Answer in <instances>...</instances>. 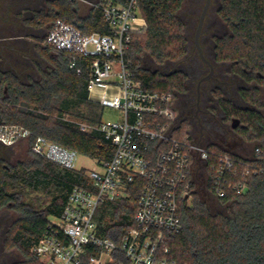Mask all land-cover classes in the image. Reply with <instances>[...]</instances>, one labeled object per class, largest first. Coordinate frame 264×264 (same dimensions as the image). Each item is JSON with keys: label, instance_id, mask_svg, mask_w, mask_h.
<instances>
[{"label": "trees", "instance_id": "1", "mask_svg": "<svg viewBox=\"0 0 264 264\" xmlns=\"http://www.w3.org/2000/svg\"><path fill=\"white\" fill-rule=\"evenodd\" d=\"M186 2L140 1L147 27L132 35L126 59L132 62L137 79L147 89L174 94L185 90L184 72L152 71L144 67L143 60L148 56L161 66L187 56V25L182 16ZM218 15L229 33L215 38V60L231 65L235 74L256 87L253 91L241 89L250 108L220 101L226 120L236 118L241 122L236 132L249 145L245 153L216 145L207 147L216 154L232 153L237 161L251 164L255 173L249 177L245 195L229 192L219 198L210 182L203 197L196 184L192 203L183 201L180 205L183 230L166 232L169 257L177 264H264V101L260 90L264 86V0H220ZM57 19L87 33H108L99 11L91 9L81 18L77 3L69 0H52L48 9L35 14L32 21L36 25H53ZM39 53L48 63L40 71L39 80L25 82L11 71L0 69V126L29 134L22 139L28 144V160L13 166L0 160V210L10 207L20 214L6 240L7 246L23 255L14 264H41L31 250L52 219L62 215L70 191L75 186L88 185L84 170H68L34 154L36 140L46 138L99 162L110 160L114 153L112 143L96 130L105 108L89 100V62L50 46L42 47ZM73 61L76 67L72 68ZM183 135V131L179 132V136ZM214 161L212 157L210 163ZM209 171L213 175L214 169ZM39 192L46 198H31ZM139 197L140 189H135L129 200L102 204L97 219L99 232L119 240L130 227L129 219Z\"/></svg>", "mask_w": 264, "mask_h": 264}, {"label": "built area", "instance_id": "2", "mask_svg": "<svg viewBox=\"0 0 264 264\" xmlns=\"http://www.w3.org/2000/svg\"><path fill=\"white\" fill-rule=\"evenodd\" d=\"M69 1L99 11L108 33H87L57 19L46 45L89 62V100L118 110L120 116L96 128L112 143L114 153L108 161L93 160L96 166L90 170L77 167L81 154L74 149L43 137L32 146L34 154L68 170H84L88 178L87 187L70 191L62 215L48 224L33 253L41 264H177L169 257L166 232L183 230L180 205L190 202L194 186L206 188L211 182L219 198L229 192L245 195L253 166L232 153L212 152L190 133L179 136L174 93L147 89L137 79L126 53L132 35L147 27L141 0ZM28 135L0 126V143L8 147ZM135 189H140V197L129 229L117 241L102 235L100 206L129 200Z\"/></svg>", "mask_w": 264, "mask_h": 264}, {"label": "flooded vegetation", "instance_id": "3", "mask_svg": "<svg viewBox=\"0 0 264 264\" xmlns=\"http://www.w3.org/2000/svg\"><path fill=\"white\" fill-rule=\"evenodd\" d=\"M219 9L220 6L218 8V11ZM218 11L216 12V17L219 19L218 22L220 23V28L214 27L215 23L211 22V28L209 31L210 34L209 36H205L203 29H205L208 21V17L206 16L204 26L200 35L201 44L202 42H208V40L212 41L213 43L212 53L214 59L212 62L210 61L213 68L211 69V67L203 61L208 67V69H206L205 71L199 70L193 65L187 67L189 71L178 70L184 72L187 75V80L185 82V90L183 92H177L174 94V102L176 123L180 129L183 128L184 125L187 126L191 130V134L194 136L196 141L200 142L202 145H216L220 147L230 148L236 144V139L239 137L236 130L241 126V122L236 118H233L230 121L226 120L225 112L221 107L220 101L227 100L238 108H250L249 102H247L241 94V89L253 91L256 85L254 83L246 82L243 78L235 74L232 71L231 65L227 63H220L215 60V38L222 37L229 33V29L219 17ZM184 21L186 25L189 22L188 19H184ZM224 32L226 33L220 36L218 35L219 33ZM195 48L198 49L196 47V43ZM197 51L199 52V50ZM202 51H204V48H202ZM189 53L190 51L188 50L187 56L179 61L180 65H183L182 63H184L188 59ZM199 57L201 58L200 53ZM3 63L5 64L4 68L6 67L8 69V62L3 61ZM2 68L3 66H1L0 64V69ZM196 69V73L198 72L197 75H192ZM196 78L197 80L195 81ZM243 83L247 85V88L240 87L238 89V87L243 85ZM234 85H236V89ZM260 90L263 95L264 86H261ZM237 96L239 98L241 97L240 100H242V102L238 103V100L236 99ZM218 117H220V120L218 119ZM228 122H231V127L226 126V123ZM238 123H240V125H238ZM217 134H220V137H217ZM232 139L234 140L235 144H233ZM2 224L6 226V223H4V220L1 218L0 243L3 240L2 234H4V237H7V235L5 236L4 229H2L1 227ZM4 239L5 240L3 241L5 242L6 238ZM3 247L1 248L3 249ZM12 261L13 260L11 254L6 251H1L0 249V264H12Z\"/></svg>", "mask_w": 264, "mask_h": 264}, {"label": "rangeland", "instance_id": "4", "mask_svg": "<svg viewBox=\"0 0 264 264\" xmlns=\"http://www.w3.org/2000/svg\"><path fill=\"white\" fill-rule=\"evenodd\" d=\"M206 0H187L183 12H182V16L184 19H188V27H187V33H186V38L188 41V47H189V57L188 59L182 63L184 65H180L179 61L177 62H168L164 65L158 66L156 65L148 56H146L143 60V65L145 68L152 70V71H160L163 74H170L176 70H185V71H189V69L187 67H189L190 65H193L194 67H197L199 70H206L208 69L207 65L203 62V60L199 57V52L197 51L198 49L195 48V34H196V30L198 27V22H199V18L200 15L202 13V10L204 8ZM220 6V0H211V5L210 8L208 10L207 17H208V21H207V25L205 27V29H203L204 35H208L209 36V31H210V23L214 22L216 28H220V23L218 22V18L216 17V12L218 11V8ZM213 29V28H212ZM224 33H219L218 35H223ZM200 45L202 48H204L203 54L204 57L210 62L213 61L214 57H213V53H212V48H213V43L212 41L208 40V42H202L200 41ZM33 61L35 59H32ZM196 64V66H195ZM48 66V63L45 62V67L46 68ZM43 67V66H42ZM42 67L40 68V71L43 69ZM22 68V67H21ZM7 69L6 67L2 68V70ZM197 69L193 72L192 75H197L196 73ZM35 77H37V79L40 78L39 75H35ZM33 79V78H32ZM197 80V78L195 79V81ZM27 82V81H26ZM235 89L237 88L236 85H234ZM240 87H245L247 88V85H245L243 83V85L239 86L238 89ZM262 97V101H264V93L261 96ZM236 99L238 100V103L242 102L241 97L239 98L238 96L236 97ZM244 105V103H243ZM120 116V112L116 109L110 108V107H105L104 109V113H103V121H115L118 120V117ZM218 119L220 120V117H218ZM231 122L226 123V126L231 127ZM238 125H240V123H238ZM183 131L185 134L190 133L191 134V130L187 127L182 128L181 130L179 129V132ZM195 134V133H194ZM222 136V134H221ZM217 137H220V134H217ZM233 140V139H232ZM233 144L234 140H233ZM227 148V147H226ZM229 148V147H228ZM246 148H249V145L245 144L244 141L241 138H237L236 139V144L232 147H230L231 150L233 151H237L240 153H245ZM0 160H4L6 162L7 165L9 166H13L16 165L18 162H22V161H26L28 160V144L26 140H21L19 141L17 144H15L14 146L8 147L5 146L3 144L0 143ZM94 166H96V163L90 158L87 157L85 155H79V159L77 162V167L78 168H85V169H92L94 168ZM198 187L197 190L199 191V193L204 197L207 195L206 192V188L205 186L201 185L200 183H197ZM31 198L33 199H45L46 196L43 192H39V193H33L31 195ZM193 201V197L191 198L190 202L188 203L189 205L192 203ZM20 214L15 211L14 209L8 207V208H3L0 210V219L2 218L4 220V223H6V226L4 224H2V229H4L5 231V236L8 235V231L11 228L12 224L19 218ZM56 221V220H55ZM7 233V234H6ZM3 236V240H5L4 238V234H2ZM1 241L0 245L1 247H3V249L0 247L1 251H6L9 254H11L12 256V264L16 263L19 260L23 259V255L21 254V252L19 250H17L16 248H10L9 246L6 245V241ZM31 252L33 253V250H31Z\"/></svg>", "mask_w": 264, "mask_h": 264}, {"label": "crops", "instance_id": "5", "mask_svg": "<svg viewBox=\"0 0 264 264\" xmlns=\"http://www.w3.org/2000/svg\"><path fill=\"white\" fill-rule=\"evenodd\" d=\"M52 0H0V64L8 62V69L23 81L39 80L35 75L45 70V59L40 55L46 47L51 23L34 24L35 14L46 11ZM78 14L86 17L91 7L77 3ZM32 59H35L34 61ZM22 67V68H21ZM33 78V79H32Z\"/></svg>", "mask_w": 264, "mask_h": 264}, {"label": "water", "instance_id": "6", "mask_svg": "<svg viewBox=\"0 0 264 264\" xmlns=\"http://www.w3.org/2000/svg\"><path fill=\"white\" fill-rule=\"evenodd\" d=\"M210 5H211V0H206L205 5H204V8L202 10V13L200 15L199 24H198L197 31H196V36H195V43H196V47L199 50V53H200L201 58L212 69L213 68L212 67V64L204 57V54H203V51H202V48H201V45H200V35H201V32H202V29H203V26H204V22H205V19H206L208 10L210 8Z\"/></svg>", "mask_w": 264, "mask_h": 264}]
</instances>
